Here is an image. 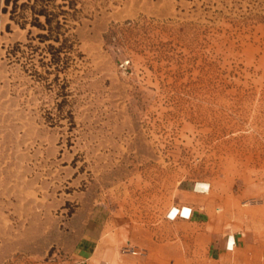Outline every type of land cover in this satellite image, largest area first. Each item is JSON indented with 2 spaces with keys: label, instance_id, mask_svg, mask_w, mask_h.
Returning <instances> with one entry per match:
<instances>
[{
  "label": "rangeland",
  "instance_id": "1",
  "mask_svg": "<svg viewBox=\"0 0 264 264\" xmlns=\"http://www.w3.org/2000/svg\"><path fill=\"white\" fill-rule=\"evenodd\" d=\"M3 6L0 264L55 251L81 203L164 230L192 187L220 241L264 238V0H75L60 51Z\"/></svg>",
  "mask_w": 264,
  "mask_h": 264
},
{
  "label": "crops",
  "instance_id": "2",
  "mask_svg": "<svg viewBox=\"0 0 264 264\" xmlns=\"http://www.w3.org/2000/svg\"><path fill=\"white\" fill-rule=\"evenodd\" d=\"M196 188H206L197 183ZM185 190L188 199L169 209V217L160 226L144 227L120 211L106 204L81 203L65 222L57 249L35 264H191L193 254L202 253L207 260L223 264L225 256L232 253V264H264V238H248L243 232L233 230L227 240H221L223 228L213 204H197ZM264 220V195L256 204ZM189 218L171 215L187 214ZM171 224L184 228L171 234ZM200 227L199 238L192 234V227ZM221 234V235H220ZM226 243L233 244L225 249ZM220 245V246H219ZM130 248V249H127ZM131 249L135 252H132ZM178 262V263H177Z\"/></svg>",
  "mask_w": 264,
  "mask_h": 264
},
{
  "label": "trees",
  "instance_id": "3",
  "mask_svg": "<svg viewBox=\"0 0 264 264\" xmlns=\"http://www.w3.org/2000/svg\"><path fill=\"white\" fill-rule=\"evenodd\" d=\"M4 0V6L2 10L9 13V19L15 21L24 28L27 23L31 26H36L42 31L37 33L40 41L50 40L59 42V46L56 51H60L63 48L69 47L68 38L64 35L62 30L63 23L67 19V14L70 13V9L75 10V0ZM67 6L69 8H64ZM30 14V18H27V13ZM10 23H7L9 27ZM31 30H28V34ZM21 42H17L16 46H19ZM31 45V43H28ZM49 47L53 48L54 44L49 43ZM61 57L59 54H54L52 62L59 63Z\"/></svg>",
  "mask_w": 264,
  "mask_h": 264
},
{
  "label": "built area",
  "instance_id": "4",
  "mask_svg": "<svg viewBox=\"0 0 264 264\" xmlns=\"http://www.w3.org/2000/svg\"><path fill=\"white\" fill-rule=\"evenodd\" d=\"M207 188H208V187H207ZM207 188H206L205 190L201 191V192H206V191H207ZM190 215H191V212H190V211H189L186 215H184V214H182V213H180L179 215H177V213H176V214H174V215H171V218L173 219V218H175L176 216H180V217H184V218H189ZM169 216H170V214L168 213L167 217H169ZM233 244H234V243H232V245H228V244L226 243V245H225V249H232V248H233ZM127 249H130V248H127ZM131 251H132V252H135V251H133L132 249H131Z\"/></svg>",
  "mask_w": 264,
  "mask_h": 264
},
{
  "label": "bare ground",
  "instance_id": "5",
  "mask_svg": "<svg viewBox=\"0 0 264 264\" xmlns=\"http://www.w3.org/2000/svg\"><path fill=\"white\" fill-rule=\"evenodd\" d=\"M188 212H189V211H188ZM188 212H187V213H188ZM180 213H181V212H180ZM180 213H177V215H179ZM182 214H183V213H182ZM184 215H186V214H184Z\"/></svg>",
  "mask_w": 264,
  "mask_h": 264
}]
</instances>
